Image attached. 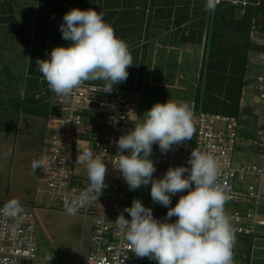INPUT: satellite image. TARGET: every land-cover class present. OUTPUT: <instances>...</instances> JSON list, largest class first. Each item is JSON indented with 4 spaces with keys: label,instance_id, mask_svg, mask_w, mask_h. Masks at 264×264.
<instances>
[{
    "label": "built area",
    "instance_id": "2783aa9c",
    "mask_svg": "<svg viewBox=\"0 0 264 264\" xmlns=\"http://www.w3.org/2000/svg\"><path fill=\"white\" fill-rule=\"evenodd\" d=\"M254 34L251 31V39ZM258 44L261 48L250 53L249 64L264 69V38ZM246 89L256 98L243 119L250 127V142L240 144L243 127L247 126L241 116L202 112L193 102V138L173 145L166 154L157 145L154 178L166 173L158 168L162 163L190 167L193 149L212 155L219 165L218 183L227 185L225 212L235 235L258 237L264 231V71L247 73L242 96ZM107 90L105 83L84 82L67 97L52 93L45 117L43 167H38L33 197L30 202H19L20 211L9 209L10 200L0 201V264H81L68 263L55 253L39 254L41 229L36 210L65 211V200L71 203L86 193L90 182L86 163L79 158L85 150L105 161L107 168L106 186L98 201L92 200L76 212L93 219L85 264H143L142 258L129 251L115 223L127 195V184L117 170L120 153L116 141L131 132L137 122L140 95L136 89L118 86ZM186 194L174 195L175 204Z\"/></svg>",
    "mask_w": 264,
    "mask_h": 264
},
{
    "label": "clouds",
    "instance_id": "9594fccd",
    "mask_svg": "<svg viewBox=\"0 0 264 264\" xmlns=\"http://www.w3.org/2000/svg\"><path fill=\"white\" fill-rule=\"evenodd\" d=\"M218 3L219 0H206L205 11H215ZM60 31L71 44L54 47L47 59L36 61L38 71L57 96L71 95L86 81L101 80L110 92L114 85L127 80L133 57L127 43L116 35L102 13L72 8L64 14ZM193 119L187 103H155L145 112L141 123L119 137L117 170L123 180L133 191L151 184L152 201L168 211L163 220L156 219L150 207L134 198L131 207H125L115 223L128 242L129 251L139 258L147 257L157 264H234L235 230L225 212L229 196L227 185L218 183L219 165L215 158L193 149L188 160L190 167H170L162 178L153 176V145L166 154L173 145L191 140L195 133ZM79 158L86 163L90 184L78 199L71 203L65 200V211L72 215L78 207L98 201L106 186L105 161L94 157L90 150ZM37 167H43L42 163L33 161V171ZM182 192L187 194L169 207L171 197ZM8 207L21 210L16 200L10 201ZM172 217L176 220L169 222Z\"/></svg>",
    "mask_w": 264,
    "mask_h": 264
},
{
    "label": "rangeland",
    "instance_id": "374dc122",
    "mask_svg": "<svg viewBox=\"0 0 264 264\" xmlns=\"http://www.w3.org/2000/svg\"><path fill=\"white\" fill-rule=\"evenodd\" d=\"M39 1L0 0V22H4L0 25V131L16 129L22 119L28 122L34 121L33 123L42 122L41 119L45 121L49 110V100L54 92L49 89L47 82L38 71L36 61L47 59L51 50L58 45H54L53 42H44L49 41L46 40L48 36L61 32L60 25L63 23V16L70 9L87 10L102 7V0H42V8L39 7ZM253 1L257 0H233L232 5L237 7V15H243L246 8L253 5ZM46 2L49 3V7L44 8ZM204 5V3H199L196 6L199 11H204L202 9ZM140 20L143 26L141 36L144 38L143 42L141 41L136 52L131 54L133 65L127 69L129 73L127 80L114 85L136 89L139 92L137 122L134 123L132 130L136 124L142 122L145 112L155 103H165L171 100L187 103L191 107L201 82L203 64L207 56L205 50L209 44L206 37L202 42H182L180 38L182 32L189 26L176 30L173 26H167L165 21H155L149 11H146L144 19ZM206 26L205 22V28ZM212 26L211 23L210 27ZM139 27L134 30L129 28L130 31L126 37L121 39L126 43L132 42L141 35ZM251 31H255L251 44L253 51H257L261 48V44L258 43L264 38V13L256 17ZM42 37H45V40H41ZM36 43H38L37 46ZM69 44L71 41L66 40V47ZM130 45L129 48H131ZM34 46H36L35 49H33ZM262 71H264L263 68L256 67V73ZM86 82L99 83L101 80ZM35 127L38 128V126ZM250 137V127L244 126L240 144L250 142ZM156 155L157 145L154 144L150 159L157 168ZM170 167L177 166L165 163L158 166L159 170L163 171H167ZM150 189L151 184L141 186L134 191L130 190L127 185L124 208L131 207L134 198L140 199L145 207L152 209L154 218L163 220L168 208L152 201ZM174 205L175 197L172 196L169 207H174ZM227 206L228 203L225 204V209ZM124 215L131 219L127 212H124ZM48 246L49 243L40 238L39 254L44 255L45 251L53 253ZM241 251L245 253L246 247L236 237L234 256L239 255ZM80 252L81 256H86L85 244L81 245ZM145 259L148 258L145 257Z\"/></svg>",
    "mask_w": 264,
    "mask_h": 264
},
{
    "label": "trees",
    "instance_id": "16d2710c",
    "mask_svg": "<svg viewBox=\"0 0 264 264\" xmlns=\"http://www.w3.org/2000/svg\"><path fill=\"white\" fill-rule=\"evenodd\" d=\"M232 1L220 0L216 5L217 11H205L206 0H102V7L93 9L102 12L104 20L114 28L116 35L120 33L119 38L126 37L129 28L134 30L140 26L141 35L127 43L131 44V54L143 42L140 19H144L146 11L155 21H165L167 26H173L176 30L189 26L180 37L184 43L202 42L206 37L209 44L205 50L207 56L196 91L195 107L206 113L239 116L249 55L254 52L251 30L256 17L264 13V0L253 1L243 15H237V7L232 5ZM199 3L205 4L202 7L204 11H199L196 6ZM46 40L49 41L44 43L53 42L54 45L66 47L61 32L48 36Z\"/></svg>",
    "mask_w": 264,
    "mask_h": 264
},
{
    "label": "crops",
    "instance_id": "0c3cea01",
    "mask_svg": "<svg viewBox=\"0 0 264 264\" xmlns=\"http://www.w3.org/2000/svg\"><path fill=\"white\" fill-rule=\"evenodd\" d=\"M48 5V2L44 3V8L49 7ZM41 6L42 0L39 1V7ZM2 24L4 22L1 21L0 25ZM255 71L256 67L249 64L248 73L256 74ZM255 103L256 98L252 90L246 89L245 95L243 94L241 98L239 113L242 120L250 114V108ZM41 121L33 123L34 121L22 119L16 129L0 131V201L16 200L26 203L32 199L38 180V167L33 171L32 163L40 162L44 149L45 121L44 119ZM243 124L247 125V120H243ZM36 215L41 229L40 238L49 243L51 252L68 263L87 262L92 217L78 213L72 215L50 208H39ZM235 236L244 243L246 252L241 251L239 255L234 256V264H264V231L258 237ZM82 244L86 247L85 257L81 256L80 252ZM142 261L143 264H154V260L149 258H143Z\"/></svg>",
    "mask_w": 264,
    "mask_h": 264
}]
</instances>
